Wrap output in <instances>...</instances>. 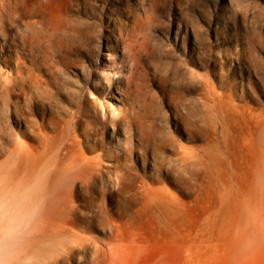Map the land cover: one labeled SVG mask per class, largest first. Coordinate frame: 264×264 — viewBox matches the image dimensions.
<instances>
[{
  "label": "rangeland",
  "instance_id": "rangeland-1",
  "mask_svg": "<svg viewBox=\"0 0 264 264\" xmlns=\"http://www.w3.org/2000/svg\"><path fill=\"white\" fill-rule=\"evenodd\" d=\"M10 189L14 264H264V0H0Z\"/></svg>",
  "mask_w": 264,
  "mask_h": 264
},
{
  "label": "clouds",
  "instance_id": "clouds-1",
  "mask_svg": "<svg viewBox=\"0 0 264 264\" xmlns=\"http://www.w3.org/2000/svg\"><path fill=\"white\" fill-rule=\"evenodd\" d=\"M31 189L0 194V264H14L38 212ZM24 264H29L25 261Z\"/></svg>",
  "mask_w": 264,
  "mask_h": 264
},
{
  "label": "bare ground",
  "instance_id": "bare-ground-1",
  "mask_svg": "<svg viewBox=\"0 0 264 264\" xmlns=\"http://www.w3.org/2000/svg\"><path fill=\"white\" fill-rule=\"evenodd\" d=\"M241 136H242V135H241ZM247 136H248V135H247ZM245 138H246V137H245ZM254 140H255V139H254ZM254 140L252 139V137H251V139H245L244 142H243V144H242L243 146H242V147L240 146L241 149L245 152L246 156H247L248 154L250 155V161H249L248 163L245 162L246 164H249V166H248V165H245V166H244V169L247 170V171H250L251 174L257 172V170H259V169L261 168V167H260V163H259V165H258V163H257V160H258L257 157L259 158V156H258L259 154L256 153V152H259V151H257V149H256L258 146H257V142L254 141ZM238 141H239V140H238ZM238 141H236V142L238 143ZM235 144H236V143H235ZM238 148H239V147H238ZM238 148H237V149H238ZM262 148H263V147H262ZM238 150H239V149H238ZM258 150H259V148H258ZM239 153H240V152H239ZM257 154H258V155H257ZM255 155H256L257 157H255ZM246 156H245V157H246ZM254 158L256 159L255 161H254ZM260 158H261V157H260ZM260 160H261V159H260ZM260 160H259V161H260ZM35 162H36V161H35ZM39 162H40V161H39ZM36 163H37V162H36ZM261 164H262V163H261ZM68 165L70 166V164H68ZM37 166H38V164H37ZM66 166H67V165H66ZM69 166H67V167H69ZM71 166H72V164H71ZM261 166H262V165H261ZM32 167H33V165H32ZM38 167L41 168V166H38ZM72 167H73V166H72ZM72 167H71V168H72ZM262 167H263V166H262ZM44 168H45V167H44ZM69 168H70V167H69ZM35 169H36V168H35ZM35 169H34V170H35ZM37 169H38V168H37ZM41 169H42V168H41ZM50 169H51V167H50ZM50 169H49V171L52 170V169H51V170H50ZM42 170H43V169H42ZM42 170H41V172H42ZM11 172H12V170L10 169V172H9V173L11 174ZM35 172H36V171H35ZM44 172H45V171H44ZM51 172H53V170H52ZM258 172H259V171H258ZM47 173H48V172H47ZM53 173H54V172H53ZM37 174H38V173H37ZM37 174L34 175V176L37 177ZM39 174H40V173H39ZM50 174H51V173H50ZM47 175H48V174H47ZM5 176H6V173L4 174V177H5ZM43 176H44V175H43ZM49 176H50V177H51V176H54V174H53V175L51 174V175H49ZM259 178H260V177H259ZM259 178H258V179H259ZM45 180H46V178H45ZM47 180H48V179H47ZM251 180H252V179H251ZM253 180H254V179H253ZM45 182H46V181H45ZM45 182H44V183H45ZM51 182H52V181H51ZM256 182H257V181H256ZM37 183H38V182H37ZM12 184H14V183H12ZM47 184H50L49 181L47 182ZM47 184H46L44 187L48 186ZM52 184H53V183H52ZM52 184H51V185H52ZM51 185H50V186H51ZM52 186H53V185H52ZM44 187H43V188H44ZM41 188H42V187H41ZM50 188L52 189V187H50ZM50 188H49V191H47L48 193H49L50 190H51ZM249 188H250V189H249ZM249 188H247V189H248L247 191L249 192V190H250V192H251V193H250L251 195L248 196L249 199H248V197H246V196L249 194V193H248V194L246 193L247 191L244 193V194L246 195V196H244V197H246V199H245V198H243V199L246 200L245 202L248 203V205H249L248 208H249V207L252 208V211H251V212L254 211V214H253V215H255V212L257 211L256 209L258 208L256 200H258L259 198L256 197V196H255V197L252 196V194L254 195V193H255V192H252V191H256V194H257V192H258V191H257V189H258V184H255L253 181H250V182H249ZM45 189H46V188H45ZM40 190H41V189H40ZM43 190H44V189H43ZM41 192H42V190H41ZM44 192H45V191H44ZM47 192L45 193L46 195H48ZM261 192H262V190H261ZM261 192H260V193H261ZM50 193H51V192H50ZM45 194H44V195H45ZM41 195H42V193H41ZM50 195H51V194H50ZM48 196H49V195H48ZM52 196H53V195H52ZM52 196H51V197H52ZM258 196H259V195H258ZM45 197H46V196H45ZM256 198H258V199H256ZM36 199H38V198L36 197ZM50 199H51V198H50ZM247 199H248V200H247ZM261 199H262V198H261ZM259 200H260V199H259ZM259 200H258V205H259ZM51 201L54 202L53 199H51ZM61 202H63V201H61ZM54 203H55V202H54ZM58 203H59V202H58ZM51 204H52V203H51ZM56 205H57V204H56ZM246 205H247V204H246ZM260 205H261V204H260ZM239 207H240V206H239ZM243 207H244V206H243ZM260 207H261V206H260ZM250 208H249V209H250ZM245 211H246V210H245ZM257 213H258V212H257ZM243 216H244V215H243ZM255 216H256V215H255ZM257 216H258V215H257ZM256 218H257V217H256ZM41 219H42V217H41ZM44 219H45V218H44ZM58 221H59V220H58ZM58 221H57V222H58ZM64 221H65L64 218H62V216H61V219H60V226H57V227H59L60 229L63 230ZM254 221H255V219H254ZM255 222H256V221H255ZM52 223H53V221H52ZM252 224H253V223H252ZM45 225H46V224H45ZM50 227H51V226H50ZM50 227H49V228H50ZM37 228H38V227H37ZM40 228H41V227H40ZM53 230H54V229H53Z\"/></svg>",
  "mask_w": 264,
  "mask_h": 264
}]
</instances>
